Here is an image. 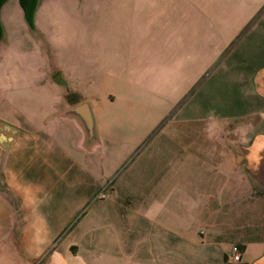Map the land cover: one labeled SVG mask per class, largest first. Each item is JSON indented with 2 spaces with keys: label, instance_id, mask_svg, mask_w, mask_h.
Returning a JSON list of instances; mask_svg holds the SVG:
<instances>
[{
  "label": "rangeland",
  "instance_id": "374dc122",
  "mask_svg": "<svg viewBox=\"0 0 264 264\" xmlns=\"http://www.w3.org/2000/svg\"><path fill=\"white\" fill-rule=\"evenodd\" d=\"M263 15L264 0H38L29 25L18 0H7L0 118L52 133L62 106L88 97L98 139L87 167L97 186L112 182L132 202L174 201L192 228L234 243L264 239L263 166L255 163L253 177L242 171L236 139L247 124L230 122L261 107L249 85L256 63L239 51ZM199 22L207 29H193ZM136 168L140 185H118ZM8 186L0 193L17 225L21 189ZM118 191L112 197L123 198ZM16 256L28 261L17 244Z\"/></svg>",
  "mask_w": 264,
  "mask_h": 264
},
{
  "label": "crops",
  "instance_id": "0c3cea01",
  "mask_svg": "<svg viewBox=\"0 0 264 264\" xmlns=\"http://www.w3.org/2000/svg\"><path fill=\"white\" fill-rule=\"evenodd\" d=\"M262 19L248 29L245 48L239 51L242 61L256 63L249 85L261 107L232 116L230 122L247 124L246 133L236 139L242 171L253 177L255 163H262L264 178V15ZM193 29L203 31L207 26L199 22ZM76 74L71 71L69 77L77 80ZM82 102L92 104L95 121L96 108L83 97L62 106L52 133L39 121L27 120L21 128L0 118L21 130L9 149L0 148V192L11 190L8 185L20 186L16 189H21L23 212L16 225L15 210L0 193V224L5 228L0 233V264H232L233 240L222 237L221 231L195 230L170 208L174 201L132 202L124 197L123 188H111L112 182L97 186L87 167L98 139L96 121V136L89 140L80 121L67 115ZM176 173L174 168L167 185ZM118 185H140L137 168ZM117 191L123 198L112 197ZM102 193L106 197H100ZM81 202L85 206L80 210ZM16 244L27 262L19 261ZM243 245L238 264H264V239Z\"/></svg>",
  "mask_w": 264,
  "mask_h": 264
},
{
  "label": "water",
  "instance_id": "95a60500",
  "mask_svg": "<svg viewBox=\"0 0 264 264\" xmlns=\"http://www.w3.org/2000/svg\"><path fill=\"white\" fill-rule=\"evenodd\" d=\"M67 115L80 121L87 139L91 140L96 136L94 113L90 102H82L74 106L67 112ZM20 133L21 130L17 127L0 119V148L4 147L5 149H9ZM238 158L239 157H237V162ZM1 180L0 173V183ZM1 187L0 185V188Z\"/></svg>",
  "mask_w": 264,
  "mask_h": 264
},
{
  "label": "trees",
  "instance_id": "16d2710c",
  "mask_svg": "<svg viewBox=\"0 0 264 264\" xmlns=\"http://www.w3.org/2000/svg\"><path fill=\"white\" fill-rule=\"evenodd\" d=\"M6 1L7 0H0V9ZM18 2L24 13L26 21L29 23V25H32V20H33L34 12L38 4V0H18ZM2 38H3V32H2L1 25H0V41L2 40ZM235 245L238 246L240 251H242L244 248L243 242L235 243Z\"/></svg>",
  "mask_w": 264,
  "mask_h": 264
},
{
  "label": "built area",
  "instance_id": "2783aa9c",
  "mask_svg": "<svg viewBox=\"0 0 264 264\" xmlns=\"http://www.w3.org/2000/svg\"><path fill=\"white\" fill-rule=\"evenodd\" d=\"M100 197H106V194L102 193ZM229 261L232 264H238L241 261V251L239 250L238 246L235 244L232 245L231 247Z\"/></svg>",
  "mask_w": 264,
  "mask_h": 264
}]
</instances>
